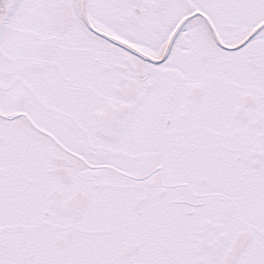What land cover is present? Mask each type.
<instances>
[{
    "label": "snow or ice",
    "instance_id": "snow-or-ice-1",
    "mask_svg": "<svg viewBox=\"0 0 264 264\" xmlns=\"http://www.w3.org/2000/svg\"><path fill=\"white\" fill-rule=\"evenodd\" d=\"M0 264H264V0H0Z\"/></svg>",
    "mask_w": 264,
    "mask_h": 264
}]
</instances>
